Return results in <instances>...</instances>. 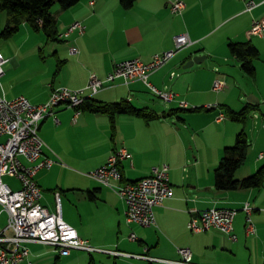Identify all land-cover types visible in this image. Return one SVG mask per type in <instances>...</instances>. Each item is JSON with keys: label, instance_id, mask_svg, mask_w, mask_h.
I'll use <instances>...</instances> for the list:
<instances>
[{"label": "crops", "instance_id": "crops-1", "mask_svg": "<svg viewBox=\"0 0 264 264\" xmlns=\"http://www.w3.org/2000/svg\"><path fill=\"white\" fill-rule=\"evenodd\" d=\"M171 1L137 0L131 9H124L120 0H78L70 8L55 9L52 14L59 39L46 40L51 41L50 47L35 43L33 54L21 47L10 49L0 78V94L8 99L24 95L33 104H41L48 100L53 87L79 89L91 75L105 78L118 62L133 58L150 61L154 54L174 48L177 35L187 33L192 44L177 50L166 64L150 74L149 80L159 88L175 91L178 100L193 107L218 104L239 111L249 106L256 127L248 124V118L244 125L228 116L217 120L218 108L204 112L185 110L173 115H169L170 109L158 112L148 105L150 99L146 94L153 93L142 81L116 80L92 97L109 102L126 99L135 107H148L162 116L146 122L136 116L117 115L116 134L111 138L107 115L81 110L76 116L74 107H57L54 115L41 121L39 129L46 143L44 154L55 160L50 169H41L35 175L43 191L41 202L54 210L55 193L60 192L63 217L95 247L161 260L180 259L178 248L186 247L200 264H264V184L259 188L218 190L214 175L224 148L235 142L243 126L250 147L243 166L235 173L236 178L246 177L264 166V33L249 37L252 21L264 19V3L247 10L245 0H184L185 9L173 16ZM2 15L0 19L6 24L9 14ZM75 21L85 24L84 33L74 31L66 38L60 37ZM231 22L232 26L236 23L241 26L235 30ZM28 25L24 22L13 35L19 34L20 43L32 37L34 29ZM227 25L229 28L218 34L219 44L213 47L210 37ZM248 40L258 48L260 56L253 82L239 84L226 73L233 59L237 60L231 55L228 42ZM72 46L78 49L77 53L70 52ZM195 55H205L204 60L214 66L199 67V71L207 73L204 82L198 70L177 71L178 65H184ZM216 79L224 80L227 88L214 91L212 84ZM249 96L253 102L248 101ZM211 130L216 131L217 142L206 145L202 142ZM120 147L130 154L120 162L126 181L149 175L153 166L169 165L173 195L154 208L156 223L150 227L128 222L126 204L118 193L86 175L105 164ZM21 160L27 164L25 158ZM246 202L253 207L255 232L251 234L246 233V214L242 210ZM211 207L239 210L233 224L236 240L217 228L202 233H192L187 228L193 216ZM131 233L136 234L135 240L129 238ZM27 246L29 255L19 264H171L102 252L85 254L82 250L60 256L50 245Z\"/></svg>", "mask_w": 264, "mask_h": 264}, {"label": "built area", "instance_id": "built-area-1", "mask_svg": "<svg viewBox=\"0 0 264 264\" xmlns=\"http://www.w3.org/2000/svg\"><path fill=\"white\" fill-rule=\"evenodd\" d=\"M247 10H252L262 2L245 0ZM184 0H172V13L180 14L185 9ZM42 23V19L37 20ZM86 26L81 21L71 23L60 34L68 37L72 32L84 33ZM264 19H254L250 34L262 36ZM175 47L153 55L150 61L133 58L118 62L105 77L91 75L87 84L79 89L68 86L53 87L48 100L41 104H33L26 96L20 95L8 99L0 94V205L8 212L6 225L0 230V264H19L29 255V243H42L53 246L60 256H68L73 250L90 253L102 252L114 257H136L151 261H164L171 264H200L193 260L192 251L186 247L178 248L181 258L178 260H161L145 254H132L118 249H107L93 246L87 239L79 236L76 228L68 223L62 214L61 194L55 193V209L49 210L42 202L43 191L35 180L41 169H50L55 160L44 154L46 143L39 133L41 121L48 115H54L59 106L76 108V116L81 112L80 105L85 98L91 97L116 80L129 83L141 80L147 88L165 103L178 101L182 108H189L185 100H177L178 94L169 89L157 87L149 80L151 73L159 70L176 53L177 50L192 44L187 33L175 37ZM72 54L78 49L70 47ZM8 60L0 51V78L4 74L3 65ZM174 75V72L172 73ZM227 88L224 80L216 79L212 89L216 92ZM218 104H207L203 107L212 110ZM195 108V107H193ZM226 114L220 112L217 120L224 119ZM56 121L59 120L56 118ZM264 127V124H263ZM125 147L115 149L107 162L86 173L99 183L115 190L126 204V219L142 227H150L156 223L154 208L173 195V187L169 178V165L153 166L151 173L137 181H126L120 169V162L129 156ZM262 156V155H260ZM21 157L27 160L24 164ZM6 174L14 175L20 186L14 188L4 180ZM246 214V233L255 232L251 218L253 207L249 202L242 206ZM238 209L230 207H211L200 210L187 223L192 233H202L217 228L236 240L234 219ZM129 238L136 239L131 233ZM29 264H32L29 262ZM55 264V263H53Z\"/></svg>", "mask_w": 264, "mask_h": 264}, {"label": "trees", "instance_id": "trees-1", "mask_svg": "<svg viewBox=\"0 0 264 264\" xmlns=\"http://www.w3.org/2000/svg\"><path fill=\"white\" fill-rule=\"evenodd\" d=\"M136 1L120 0V3L124 9H131ZM77 2L78 0H0V13L6 11L9 14L8 22L5 24L4 29L0 31V38H10L20 30L24 22H28L35 31H43L48 40H58L56 19L51 10L55 5H59L62 9H67L74 6ZM39 18L42 19L41 24L37 22ZM228 48L231 55L238 60L245 73L255 76V60L260 56L258 48L251 41H229ZM203 108V106L190 109L182 107L172 108L169 111V115L185 110L198 111ZM80 109L82 111L107 115L110 122L111 138H114L116 134L117 115L136 116L146 122L159 119L162 116L148 107H135L126 99L109 102L97 100L92 96L84 99L80 105ZM225 110L227 116L232 120L244 125L252 108L245 106L239 111H234L227 107ZM249 147L250 141L245 129L242 128L236 135L235 144L224 148L223 156L214 170L216 189L237 190L259 188L264 184V166L246 177L236 178L235 176L236 171L246 160ZM92 196L93 194L90 192V197Z\"/></svg>", "mask_w": 264, "mask_h": 264}, {"label": "rangeland", "instance_id": "rangeland-1", "mask_svg": "<svg viewBox=\"0 0 264 264\" xmlns=\"http://www.w3.org/2000/svg\"><path fill=\"white\" fill-rule=\"evenodd\" d=\"M57 8H60L59 5H55L53 8H52V12L57 9ZM171 10V9H170ZM172 12V11H171ZM2 14H6V12H3L0 14V16L3 18V15ZM177 14L173 13V16H176ZM5 22H4V19H0V31H2L4 29V25ZM232 22H231V27H233V29H237V27H240L241 24L237 25V23L235 24V26H232ZM212 25V23L210 24ZM229 25V26H230ZM29 27L28 28H31L30 25H28ZM228 27L225 26V27H222L220 30H218L215 35H212L210 38V40L212 41V46L215 47L219 44V41H218V36L220 34H222L224 32V30ZM229 28V27H228ZM32 29V28H31ZM30 29V30H31ZM24 28L22 29L21 33L23 32ZM33 30V29H32ZM31 34H32V37L30 39H26L24 41H22L21 43L19 42L18 38H19V34H17L16 36H11L10 38L8 39H5V38H0V51L2 52V54L4 56H7V52L12 49V51H14L15 49L17 48H20L23 49V50H28V53L30 54H33L35 52V47L34 44L36 43V45H38L39 47H50L52 44H51V41L49 42H46V40L48 41V39H46V35L43 31H39V32H35L34 30L31 31ZM219 34V35H218ZM257 37L255 35H252L250 34L249 37ZM253 38H251V40H253ZM251 40H248V41H251ZM49 43V44H48ZM202 51H204L202 49ZM256 62H257V59L255 60V68H256ZM210 62L208 59L204 60L203 62L201 63H195L193 64L192 66L188 67V68H183V64H180L178 65L177 67V71L179 72H185V71H190L192 72V70H198L199 74L201 77H203V82L205 81V78H206V75L207 73L205 71H199V67L201 66H205V64H207L206 67L210 68L211 65H209ZM231 66L229 67L228 70H226V73H228L232 78L234 77L237 81V83H242L243 82H246L248 84H251L253 82V80L255 79V76H251V75H248L247 73H245V71L241 68V66L239 65V62L235 59H233V61L230 63ZM214 66H211V69L213 68ZM256 75V74H255ZM141 81V80H139ZM146 96L150 99V103L148 104L150 107H153L155 110H157L158 112L159 111H162V110H165V109H171V108H176V105L178 106V101H175L177 102L176 103H172V104H167L165 103L164 101H162L161 99H157L153 94H146ZM178 100V99H177ZM236 101V99L234 100ZM189 103V102H187ZM137 107H141V106H137ZM180 107V106H179ZM191 107H193L192 104L189 105V108L190 109ZM200 107V106H198ZM217 113L219 112H223L226 114V110L224 108H221L220 106L217 107ZM221 108V109H220ZM203 112L205 111V108L201 109ZM200 110V111H201ZM208 110V109H207ZM251 114L252 112L248 115V124L253 127H256L254 121H252V118H251ZM226 117H227V114H226ZM227 118H230L229 116ZM238 124H240L238 121H237ZM242 124V123H241ZM244 127V126H243ZM242 127V128H243ZM248 127V126H247ZM216 128V127H215ZM216 131H214V133H212V130L209 134V136H207L205 138V140H203L202 143L208 145L209 143L211 145H214L216 144ZM0 140H2V137H0ZM235 144V142H233L231 145H228V146H233ZM227 146V147H228ZM224 151V150H223ZM243 166V165H242ZM4 180L6 182H8L9 184H11V186H13L14 188H18L20 186L19 184V181L18 179L14 176V175H11V174H6L4 177ZM110 188V187H109ZM62 199V198H61ZM63 201H64V204H65V198H63ZM61 206H62V202H61ZM64 206V205H63ZM66 208L64 206V210H63V213L65 214L66 212ZM65 216V215H64ZM64 218V217H63ZM65 219V218H64ZM7 220H8V212L3 209V207L0 205V230L6 225L7 223ZM85 254H88L87 251H84ZM96 254V253H95Z\"/></svg>", "mask_w": 264, "mask_h": 264}, {"label": "water", "instance_id": "water-1", "mask_svg": "<svg viewBox=\"0 0 264 264\" xmlns=\"http://www.w3.org/2000/svg\"><path fill=\"white\" fill-rule=\"evenodd\" d=\"M205 55H195L191 60L187 61L183 68H188L192 66L194 63H201L205 59ZM248 101L253 102L252 98L249 96L247 97Z\"/></svg>", "mask_w": 264, "mask_h": 264}]
</instances>
